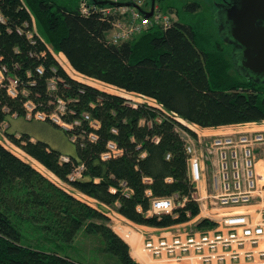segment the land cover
<instances>
[{
  "label": "trees",
  "instance_id": "1",
  "mask_svg": "<svg viewBox=\"0 0 264 264\" xmlns=\"http://www.w3.org/2000/svg\"><path fill=\"white\" fill-rule=\"evenodd\" d=\"M105 6L92 0H0L5 18L0 20V64L19 79L20 90L12 97L6 84H0V264H86L25 243L22 222L62 243H72L84 230L123 264H141L113 228L112 210L157 228L201 213L181 130L198 136L180 119L205 128L264 120V81L238 70L237 47L223 36L218 21L211 27L198 17V2L186 6L188 16L168 24L153 21L141 34L119 43L111 35L123 14L106 13ZM54 52L64 53L82 75L156 103H135L77 80ZM57 98L66 101L62 117L71 128L50 117H26L25 101L50 114ZM8 116L64 130L75 142L76 154H64L32 133L11 131ZM4 137L69 189L11 150ZM110 141L119 152L104 158ZM79 166L81 175L71 178ZM163 197H174V209L150 214L153 200ZM216 225L203 217L195 226L206 230Z\"/></svg>",
  "mask_w": 264,
  "mask_h": 264
},
{
  "label": "built area",
  "instance_id": "2",
  "mask_svg": "<svg viewBox=\"0 0 264 264\" xmlns=\"http://www.w3.org/2000/svg\"><path fill=\"white\" fill-rule=\"evenodd\" d=\"M124 1H134L140 6L147 4V0ZM82 7L85 12L89 11L86 3ZM109 7L115 11L123 7L133 8L128 16L122 15L115 22L111 35L115 43L134 38L144 32L153 21L162 22L164 19L157 7L151 18L145 17L135 7L106 5L103 10L109 13L111 12ZM0 20L5 22L1 12ZM168 23L169 21H166L164 24ZM29 36H32V32H29ZM55 56L63 65L60 55L55 54ZM38 71L42 73L43 68L39 67ZM3 83L6 84L10 96L19 95V79L8 74L7 68L0 64V84ZM50 88H55L54 80H51ZM24 106L26 117L29 119L45 120L50 117L52 121L64 128L72 127V124L63 120L62 115L66 112L67 105L62 98H57L55 108L50 114L37 110L32 100L25 101ZM85 117L89 118V115L85 114ZM92 125L97 126V121H92ZM223 127L229 130L210 134V136L205 135L204 140L193 137L187 130H181L186 141L190 176L197 186L196 196L201 204V212L205 211L204 217L215 220L217 225L206 230L179 232L165 230L164 234L157 237L151 236L144 242V250L150 255L166 254L180 257L186 253L197 252L204 260L213 261L214 259H227V257H240L256 249L259 251L263 249L260 246L264 245V205H262L264 174L257 170V165L260 163L264 168V120ZM96 137L94 132L90 133V138L95 140ZM4 141L10 142L6 137ZM108 148L109 150L104 153V158L119 152L115 141H110ZM62 159L68 160V157L62 156ZM209 162L214 168L211 176L213 191L209 190L205 196H201L199 194L200 185L207 180L205 166ZM82 168L79 166L70 177L80 176ZM60 182L65 185L62 181ZM204 198L207 201L203 202ZM175 205L174 197L156 198L153 200L150 214L161 211L171 212ZM200 218L198 217L197 220Z\"/></svg>",
  "mask_w": 264,
  "mask_h": 264
},
{
  "label": "rangeland",
  "instance_id": "3",
  "mask_svg": "<svg viewBox=\"0 0 264 264\" xmlns=\"http://www.w3.org/2000/svg\"><path fill=\"white\" fill-rule=\"evenodd\" d=\"M149 1L150 0H147L146 1L147 4H145L142 7L146 9H150L151 3H149ZM192 2H198L200 4V9L198 11L199 18H203L211 27L214 24L216 25V21H217L216 11L218 10V8H222V6L220 5L221 3L223 5V2L221 0H156V7L159 9V11L163 14L162 16L164 17L162 23H165L166 21L170 22L171 20H176L180 17V15L188 16L189 12L187 11L186 6ZM108 9L110 11H115V9L110 7ZM132 11L133 8L123 7L118 9L117 12H121L125 17L128 16ZM33 21H34L33 22L34 30L35 32H37V30L39 31L38 24L36 23V20L34 18ZM55 54L59 56V53H55ZM63 59L65 60L64 57ZM66 64L68 67L67 72L77 80L84 81L94 86L96 84L103 85V88L98 87V85L96 87L110 93L123 95L135 103L137 102L139 103L147 102L151 104L156 103L154 100L141 96L137 93L127 92L115 86L82 75L81 73L77 72L75 69H72L70 67L71 64L68 63L67 61ZM7 121L12 125L10 130L13 132L19 131V132L32 133L39 139L48 141L50 145L61 150L64 154L67 155L76 154L77 147L75 142H73L70 139V137L67 135V133L64 130L57 128L48 122L37 121V120L29 121L23 117L12 118L10 116L7 117ZM181 121L184 124H186L190 129H192L194 132H196L198 138H201V140H204L205 135L229 130L228 128L223 126L205 128L196 124L189 123L185 120H181ZM4 143L15 153L23 157L27 162H30L35 167L36 165H38L34 159H32L29 155L25 154L20 148H18L14 144L10 142L6 143V141H4ZM39 167H36L40 169L39 171L43 172L49 178L59 183L60 185L64 186L65 188L69 189V187L63 185L59 181V179L54 174L49 172L46 168L42 166ZM213 171L214 168L211 162L206 164L205 172H206L207 183L210 191H213V187L211 186L212 185L211 176L213 174ZM205 201H207V199L204 198L203 202ZM207 205L210 206V203L207 202ZM117 213H118L117 211L112 210L110 212V216H111L112 226L117 232H119V234L126 236L129 232L130 234H136V231H140V229L144 231L143 227H141V224H137L126 217L125 218L120 217L117 215ZM205 214L206 212L203 211L197 216V218L198 217L202 218L205 216ZM197 218L192 219L188 222L171 226L167 229L153 228L151 229L152 231L145 230L144 236H142V239L140 241L141 242L140 254L142 256L141 260L143 261V263L144 264H264V245L260 246V248H263L261 251L256 249L254 252L249 253L248 255L242 254L240 257L238 256H235L233 258L227 257V259H223V260L214 259L213 261L204 260L202 257H200V254L197 252L186 253L180 255V257H175L174 255H166V254L160 256H152L147 251L144 250V242L146 239H148L151 236L157 237L161 234H164L168 230L173 232H179L184 230H198L195 226L197 223L196 221ZM22 230L25 237L24 239L25 243H29L34 247L42 248L45 250H58L59 253H61L62 255L68 254L74 259L83 260V262L86 264H123L122 261L117 256H115L110 252L104 251L103 249L104 244L98 237L93 235H88L85 233L84 230L79 232L78 236L72 243H62L52 240L50 241L45 237L44 233H42L36 226L30 223L22 222Z\"/></svg>",
  "mask_w": 264,
  "mask_h": 264
},
{
  "label": "water",
  "instance_id": "4",
  "mask_svg": "<svg viewBox=\"0 0 264 264\" xmlns=\"http://www.w3.org/2000/svg\"><path fill=\"white\" fill-rule=\"evenodd\" d=\"M99 4L137 8L151 18L156 0L148 10L134 1L92 0ZM223 36L237 47L236 67L256 81H264V0H227L216 12Z\"/></svg>",
  "mask_w": 264,
  "mask_h": 264
},
{
  "label": "crops",
  "instance_id": "5",
  "mask_svg": "<svg viewBox=\"0 0 264 264\" xmlns=\"http://www.w3.org/2000/svg\"><path fill=\"white\" fill-rule=\"evenodd\" d=\"M61 55H63L65 57V59L68 61V59L66 58V56L64 55V53L60 52ZM72 68V67H71ZM73 69V68H72ZM34 159V158H32ZM35 160V159H34ZM35 162H38L39 166H42L44 167L39 161L35 160ZM263 162V161H261ZM38 165H36L37 167H39ZM40 168V167H39ZM45 168V167H44ZM257 170L260 172V173H263L264 174V168L261 166V164L259 163L257 165ZM201 189L199 190V194L201 196H205L206 193L209 191V186H208V183H207V180H204L202 183H201ZM85 196V195H84ZM87 198H89L91 201H95V199L91 198V197H88L86 196ZM264 205V202L263 204ZM118 216L120 217H124L123 215L117 213ZM125 218V217H124ZM141 227H143L144 231H152L151 229L153 228H157V227H152V226H147V225H141ZM160 229V228H159ZM162 229V228H161ZM142 229H140V231H136V234H130V232L125 236V235H122L120 234L130 245V249H131V254L133 255V257L139 261L140 263H143V261L141 260L142 256L140 254V247H141V239H142V236H144V232ZM119 233V232H118ZM144 264V263H143Z\"/></svg>",
  "mask_w": 264,
  "mask_h": 264
},
{
  "label": "bare ground",
  "instance_id": "6",
  "mask_svg": "<svg viewBox=\"0 0 264 264\" xmlns=\"http://www.w3.org/2000/svg\"><path fill=\"white\" fill-rule=\"evenodd\" d=\"M151 9V8H150ZM150 9H148V10H150ZM156 9V8H155ZM59 55H60V53H59ZM64 57V56H63ZM63 57H62V55L60 56V59H61V61H62V63H63V66H64V68L68 71V67H67V64H66V59L64 60L63 59ZM65 58V57H64ZM68 63H69V61H67ZM70 67H72L71 65H70ZM98 84H96L95 86H97ZM98 87H100V88H103V85H98ZM180 120H183V119H180ZM210 135V134H209ZM37 164H39L38 162H36ZM40 165V164H39ZM37 167V166H36ZM263 263V262H262Z\"/></svg>",
  "mask_w": 264,
  "mask_h": 264
},
{
  "label": "flooded vegetation",
  "instance_id": "7",
  "mask_svg": "<svg viewBox=\"0 0 264 264\" xmlns=\"http://www.w3.org/2000/svg\"><path fill=\"white\" fill-rule=\"evenodd\" d=\"M223 3H225V2H227V0H224V1H222ZM221 6H222V8H223V5H222V3L220 4ZM218 9H220V8H218ZM218 11V10H217Z\"/></svg>",
  "mask_w": 264,
  "mask_h": 264
}]
</instances>
